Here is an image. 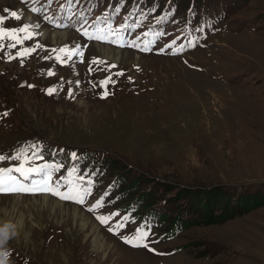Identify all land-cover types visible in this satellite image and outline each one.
Masks as SVG:
<instances>
[{
    "label": "rangeland",
    "instance_id": "1",
    "mask_svg": "<svg viewBox=\"0 0 264 264\" xmlns=\"http://www.w3.org/2000/svg\"><path fill=\"white\" fill-rule=\"evenodd\" d=\"M0 16L6 30L30 25L33 33H19L20 43L0 40V169H15L21 160L43 169L27 180L4 173V185L30 188L48 180L61 193L90 189L84 204L49 191L0 192V216L2 208L15 219L24 213L32 240L0 225L7 235L0 259L264 264V199L224 223H205L199 216L205 206L197 205L219 197L221 205L208 210L217 215L223 202L264 198V0H0ZM108 26L116 30L115 43L82 33ZM173 41L183 51L174 54ZM133 42L137 47L118 46ZM62 48L82 55L53 51ZM25 50L33 51L21 56ZM15 60L20 72L8 66ZM46 86L56 87L53 95ZM89 105L103 107V115L83 123ZM97 200L102 207L90 211ZM72 210L111 244L104 258L83 242ZM138 227L149 232L147 248L124 242Z\"/></svg>",
    "mask_w": 264,
    "mask_h": 264
},
{
    "label": "snow or ice",
    "instance_id": "2",
    "mask_svg": "<svg viewBox=\"0 0 264 264\" xmlns=\"http://www.w3.org/2000/svg\"><path fill=\"white\" fill-rule=\"evenodd\" d=\"M69 3H71V0H69ZM63 7V6H62ZM5 12H8V9L4 10ZM31 11L36 12L35 8H32ZM10 15L19 20L20 16L17 14V12H11ZM46 19L50 22V23H54L53 18L51 17H46ZM5 18L3 16H0V40H3L5 38L10 39V40H15L17 43L22 42L19 39V33H24L25 34V38H32L33 33L30 31V28L32 26L30 25H24V27L19 28V29H11L6 30L5 28L2 27V25L4 24ZM57 27H60L61 25L57 24L55 25ZM36 27H38V25H36ZM82 33L84 36L88 37L89 39H95L101 42H108V43H115V33L116 30L111 28V26H108L107 28H101V27H97L95 29L94 32H89L88 29L86 28H82ZM148 34L146 33L145 36H147ZM192 41H189V44H191ZM118 46H129V47H137L136 42H133L129 45H124L123 43L119 44ZM39 47V45H38ZM168 47L170 48H174V54L180 51H183V46L180 47H175V41H173L171 44L168 45ZM147 46H142L141 50H146ZM33 50H25V52L20 53L21 56H24L25 53L30 52ZM53 51H59L61 54H68L69 58H71V55H82L81 51L79 49L76 50H70V49H59V50H53ZM57 60L61 63L64 62L63 60V55H58L57 56ZM93 63H103L102 61L99 60H93ZM111 67H115V65H111ZM52 73H49V75H51ZM118 75H122V73H118ZM110 77L108 78V80L103 82V86L106 87L107 83L110 82ZM29 87H32L31 85H29ZM55 91V89H49L48 93L52 94ZM108 93L107 91H105L104 95L106 96ZM4 115H7V113H4ZM4 157H0V160H3ZM16 159L20 160V157H16ZM29 163L27 160H21L20 165L15 168V169H0V192H8V191H49L52 192L53 195H57L59 196L61 199L64 200H74L77 203L80 204H84L86 202V197L88 195H90V189L88 188H84V187H73L71 189V191H68L66 193H61L58 189L53 190V188L50 186L49 181L45 180L43 186H38V185H33L30 188H24V187H17L14 188L11 185L5 186L3 183V174L4 173H8L9 174V178L11 179V172L12 171H16L18 173H21L23 179L27 180L29 178L30 175H32L33 173H39L42 172L43 169H40L38 167H31L30 163H29V167L27 168V171H23V169L25 168V164ZM45 167H48L47 165ZM82 183H87V184H91V181H83V178H80ZM12 183L15 184L16 181L12 180ZM71 185V182H70ZM102 207V201L101 200H97L95 202L94 206H90L89 210L90 211H95L97 208ZM113 215L118 216L119 213H114ZM98 220H100L101 223L104 224H108L109 222V217H105V216H100L97 217ZM128 221V217L125 216L123 217V222L118 223L116 225L117 228H123L124 227V223ZM110 231H114L113 228L110 227L109 229ZM0 236H2V233H0ZM148 238H149V232L147 230H145V228L142 227H138L135 229V235L131 238H124V242L126 244L131 245L132 247H148ZM150 251H154L153 249H149Z\"/></svg>",
    "mask_w": 264,
    "mask_h": 264
},
{
    "label": "bare ground",
    "instance_id": "3",
    "mask_svg": "<svg viewBox=\"0 0 264 264\" xmlns=\"http://www.w3.org/2000/svg\"><path fill=\"white\" fill-rule=\"evenodd\" d=\"M44 32V31H43ZM43 34V33H42ZM45 35V34H44ZM41 37V36H40ZM47 39V37H45ZM215 46V45H214ZM213 46V47H214ZM25 59V58H24ZM41 59V58H40ZM34 60V59H33ZM14 64H9V68L11 70H15L16 72H20L21 70L18 69L15 64H18V61H13ZM56 62V61H54ZM21 63V62H20ZM7 64V63H6ZM22 64V63H21ZM46 65V64H45ZM30 66V77H29V83H33V80H34V72H35V69H34V65L30 62L29 64ZM21 68V67H20ZM1 71H3L1 69ZM0 71V72H1ZM29 71V70H28ZM34 71V72H33ZM25 72V71H24ZM24 72L22 74H24ZM38 72V71H37ZM20 74V73H19ZM78 77V76H77ZM162 77V76H161ZM164 79V78H163ZM156 80V79H155ZM25 83V82H24ZM72 84V83H71ZM71 86V85H70ZM141 87V86H140ZM32 88H36L35 85L33 84ZM56 88L55 86H46L45 89L46 91H48L49 89H54ZM64 88V86H63ZM74 88V87H73ZM145 88V87H144ZM147 88V87H146ZM40 89V88H39ZM24 90V89H23ZM22 90V91H23ZM26 90V89H25ZM56 90V89H55ZM22 91H18V92H22ZM84 91V90H83ZM44 93V91L41 90V93ZM48 93V92H47ZM57 93V91H56ZM55 93V101L57 102L58 101V96L56 95ZM54 94V93H53ZM52 94V95H53ZM34 97V96H33ZM73 98V97H72ZM87 98V97H86ZM83 101V100H82ZM50 102V101H49ZM63 102V101H62ZM71 102V101H70ZM77 102V101H76ZM92 102V101H91ZM95 102V101H94ZM85 103V102H84ZM55 104V103H54ZM65 104V103H64ZM94 105V104H93ZM95 106V105H94ZM73 107V106H72ZM77 107V106H76ZM92 106H87L85 107L86 111L84 113L85 116H84V121L83 123H86L88 121H90V118L91 116H102L103 115V107H99V108H96L95 110L91 111V108ZM54 108V107H53ZM61 109V108H60ZM84 109V108H83ZM71 111V110H70ZM53 112V111H52ZM65 112V111H63ZM78 112V111H77ZM51 113V112H50ZM62 113V112H61ZM82 113V112H81ZM98 113V114H96ZM78 117V116H77ZM75 119V118H74ZM102 119V117H101ZM75 120L71 121V122H67L68 123H72L74 122ZM80 121V120H79ZM54 122V120H53ZM56 123V122H55ZM55 125V124H54ZM16 197H19V196H16ZM44 201H45V197L42 198ZM36 201V200H35ZM34 201V202H35ZM54 204V203H53ZM58 204V202H57ZM55 204V205H57ZM33 207V205H31ZM31 208V207H30ZM57 208V207H56ZM34 209V208H33ZM32 209V210H33ZM28 210V215L27 217L29 218L28 220L31 222V225H35L37 224L38 222H33L31 219L34 217L33 214L31 213L30 209H27ZM64 210V209H63ZM1 211L3 212L4 214V217L0 216V225H3L5 226L6 229H10L11 230V233L15 234L17 237L19 236H23L27 242H32L31 239H29V229L26 230L25 226H24V219H23V216H24V213H19V215L17 216V218L15 219L13 217V215L10 214L9 211H7L6 209H1ZM35 211V210H34ZM76 211V210H75ZM72 210V213L75 217H79V221H74L73 223L76 224L78 227H79V230L82 231L83 235H84V240L83 242L87 243V242H92L93 245H94V251H97V253H100V255L102 256V258H104L106 256V253H107V250L110 249L111 247V244L110 243H106L99 235V233L97 232V228L95 226H93L92 224H88L87 220H86V217L82 214H80L79 212H75ZM55 214V213H54ZM60 214V213H59ZM55 218V217H54ZM58 222V221H57ZM67 222V221H66ZM36 226V225H35ZM30 227V226H29ZM86 237V238H85ZM79 239V238H77ZM74 240V239H73ZM91 243V244H92ZM89 244V243H88ZM86 245V244H85ZM89 246V245H88ZM60 255L61 257L63 258V261L66 262V255L65 253H63V251L60 250ZM91 260V259H90ZM99 260V259H98ZM110 264H114V263H110Z\"/></svg>",
    "mask_w": 264,
    "mask_h": 264
},
{
    "label": "trees",
    "instance_id": "4",
    "mask_svg": "<svg viewBox=\"0 0 264 264\" xmlns=\"http://www.w3.org/2000/svg\"><path fill=\"white\" fill-rule=\"evenodd\" d=\"M254 199V201H253ZM264 198H259V197H255V198H246V197H242L240 196L236 202V205H229L227 204V202H223L222 203V210L220 213H218L217 215H213L209 210V207L211 208V211H215L214 209H216V207H218L219 205H221V200L219 199V197H215L211 198L209 197L208 199H206V201L204 202L205 204H200L198 203L197 205L201 206V209H199L200 211L203 210V207L205 206L204 210L206 211L205 214H199L200 218L201 217H205L204 222L207 224L210 223H224L226 220L238 217L243 215L245 212H247L248 210H251V204H252V209H255L257 207H259L258 200H261ZM218 200V201H217ZM215 201H217V204H215Z\"/></svg>",
    "mask_w": 264,
    "mask_h": 264
},
{
    "label": "clouds",
    "instance_id": "5",
    "mask_svg": "<svg viewBox=\"0 0 264 264\" xmlns=\"http://www.w3.org/2000/svg\"><path fill=\"white\" fill-rule=\"evenodd\" d=\"M0 233H2V236H0V245H2L5 243V241L7 239V235H6V231L4 229H0ZM0 264H6V258L0 259Z\"/></svg>",
    "mask_w": 264,
    "mask_h": 264
}]
</instances>
